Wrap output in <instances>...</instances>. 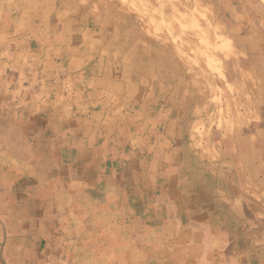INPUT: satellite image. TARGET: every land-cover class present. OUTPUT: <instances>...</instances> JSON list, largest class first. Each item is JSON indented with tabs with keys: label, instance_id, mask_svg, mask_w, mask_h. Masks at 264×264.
<instances>
[{
	"label": "crops",
	"instance_id": "obj_1",
	"mask_svg": "<svg viewBox=\"0 0 264 264\" xmlns=\"http://www.w3.org/2000/svg\"><path fill=\"white\" fill-rule=\"evenodd\" d=\"M44 1L51 8L38 19L33 7L28 29L13 25L21 17L0 1L1 243L19 249L16 260H62L58 246L69 244V222L89 215L85 204L93 201L95 211L104 197L129 205L140 197L142 242L155 234L151 243L163 246L164 260L264 264V205L246 203L245 176L228 169L239 163L229 148L256 147L240 125L228 127L244 112L233 109L221 127L217 120L214 133L224 140L194 139L212 96L177 44H150L142 26L155 1L112 0L106 10V0H88L79 16L67 14L70 0ZM193 1L172 0L166 13L177 17ZM202 3L215 9L236 51L257 61L262 29L249 31V23L260 0ZM238 60L223 56L222 99L231 102L241 98L231 79Z\"/></svg>",
	"mask_w": 264,
	"mask_h": 264
},
{
	"label": "rangeland",
	"instance_id": "obj_2",
	"mask_svg": "<svg viewBox=\"0 0 264 264\" xmlns=\"http://www.w3.org/2000/svg\"><path fill=\"white\" fill-rule=\"evenodd\" d=\"M3 1L8 12L21 17L20 20L13 21V25L20 29L29 28L30 12L33 7L38 19L44 9L51 8L50 3L44 0H37L35 6L30 4L29 0ZM109 1L112 0H106V10L110 9ZM121 1L126 3V0ZM154 1L155 3L151 4L153 13L147 14L150 20H144L142 26L148 29L150 44H157L163 40L177 44L182 56L194 65L189 73L194 75V78H200L203 90L208 93V96H212L211 101L207 100L203 104L206 115H202L195 123L197 135L194 139L224 140L222 134L220 136L223 138H218L219 135L214 133L217 120L220 121L219 126L221 127V122L231 115L233 109L236 112H244L239 118H232L229 121L230 124L227 123L229 126L227 124L226 126L232 129L234 125H240L244 130L243 139L246 144L256 147L241 149L234 146L232 149L229 148L228 157H235L239 163L238 165L229 164L228 169L234 178L237 173L245 176L242 186L246 203L264 205V0H260L262 3L260 12L254 16V19H258L249 23V31L260 32L258 29H262V34L254 37L257 51L255 50L253 55L257 56V61H253L250 54L244 55L236 51V45L222 35L221 30L223 33L225 31L220 21L215 19L217 16L215 9L213 10L208 5L203 6L202 0H194L193 5L184 8L181 15L177 17L170 14L171 10L166 13V6L172 0ZM86 2L88 0H70L69 5L65 6L68 10L67 14L73 13L74 16H79L80 5ZM103 6L104 3H101V7ZM56 8L61 10L63 6ZM99 8L100 5L94 7V12L98 13ZM133 8H137L135 4ZM107 14L109 16V13ZM74 20L70 24L75 26L78 22L76 18ZM164 30L168 32L169 37L159 35ZM223 56L228 60L241 58V62L239 60L237 62L240 66L231 70L233 73L231 79H236L239 83L238 94L241 97L233 102L222 99L227 94L223 86L226 82ZM226 88L230 94L235 91L233 85L227 84ZM206 121L209 123L206 124ZM206 126L213 127L207 131V135H205ZM230 136H236V133L231 132ZM229 142L231 143V138ZM240 184L238 182V188ZM230 185L236 187L235 182ZM132 200L138 202L131 204L130 201L131 205H129L124 203L123 198L104 197L100 199L99 208L95 211L92 206L93 201L85 204V206L90 205L88 206V210L91 209L89 215L80 212V225L77 221L69 222L67 230L69 244L58 246L66 250L63 251L66 255L64 254L62 260H42L37 263L29 259L16 260L20 253L19 249L14 250L13 246L1 243L3 230H0V264H182V261L177 259V255L175 260H164L163 252L158 253V249L163 246L151 243L155 241L153 239L156 237L155 234H150L149 239L143 238L145 243L142 242L140 224L142 217H146V214L141 213L140 197H133ZM152 214L156 212L149 213V215ZM9 232L11 231L6 228L7 237H9L7 235ZM148 240L149 244L146 243Z\"/></svg>",
	"mask_w": 264,
	"mask_h": 264
}]
</instances>
